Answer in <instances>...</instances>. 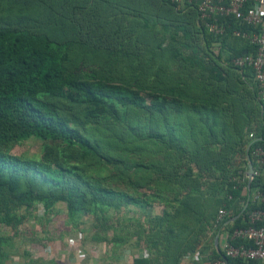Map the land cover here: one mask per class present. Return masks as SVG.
Here are the masks:
<instances>
[{"label": "trees", "instance_id": "obj_1", "mask_svg": "<svg viewBox=\"0 0 264 264\" xmlns=\"http://www.w3.org/2000/svg\"><path fill=\"white\" fill-rule=\"evenodd\" d=\"M53 1L0 0V148L24 137L38 138L44 146L40 159L0 149V225L18 233L26 213L22 209L30 212L38 203L45 208L39 223L60 202L74 227L73 218L81 211L99 208L106 214L112 206L139 203L131 191L108 186L112 174L119 176V172L131 183L143 184L133 173L126 176L132 164L142 167L143 177L154 180V187L159 184L181 192L205 185L214 193V218L225 207L227 218L240 214L229 228L247 226L248 213L259 206L250 202L245 209L250 196L246 182L230 177L245 175L250 144V151L264 147V103L257 97L260 88L253 70L237 68L232 62L246 49H254L232 35L234 28L244 30V25L232 20L231 28L217 36L205 30L198 0L181 5L157 0L144 6L132 27L137 33L133 32L132 42H125L115 38L118 33L111 27L127 21L126 15L121 17L109 0L92 5V0ZM215 44L219 53L213 49ZM148 96L151 103L145 102ZM63 110L73 118L63 115ZM149 112L166 118V132L142 131L139 123ZM92 116L96 121L116 119L110 129L120 134L109 139L110 147L72 123H85ZM251 124L257 135L249 140ZM145 140L161 144L157 147L161 157L155 159L151 153L144 164L137 160L128 165V156L137 157L124 145ZM114 144L119 151L110 154ZM242 149L243 168H236L232 158ZM252 163L253 195L264 190V165ZM99 165L107 175L94 182L83 177ZM182 166L187 172H181ZM148 171H154L156 178L146 175ZM195 198L187 196L186 202ZM186 202L178 200L182 205L176 206L178 216L191 213ZM92 218L100 222L115 217L97 213ZM130 235L125 233L114 242L122 246ZM211 235L213 239L215 232ZM2 243L0 264H6L9 255L1 250ZM155 258L141 256L136 262L156 264Z\"/></svg>", "mask_w": 264, "mask_h": 264}, {"label": "rangeland", "instance_id": "obj_2", "mask_svg": "<svg viewBox=\"0 0 264 264\" xmlns=\"http://www.w3.org/2000/svg\"><path fill=\"white\" fill-rule=\"evenodd\" d=\"M56 1L54 0L52 3L55 4ZM95 1L92 0L91 5L95 4ZM100 2L102 0H99ZM158 2L157 0H109V6H117L114 8L118 14L121 17L126 15L124 17L127 20L112 25L111 31L118 33V37L116 36L115 38L125 42H132L133 32L137 33V30L132 31V27L135 21L142 16V9L147 4H157ZM143 56L147 57V54ZM145 102L151 103V97L148 96ZM63 112V115L73 118L70 112L66 110H63ZM114 120L116 119L110 120L107 117H100L96 121L94 116H92L85 123L84 121H79L78 124L72 123L76 126L79 125L83 131L87 130L94 140L104 141V144L110 147L112 143L109 142V139H117L119 136L116 134H120V131L117 132L114 129H110V123L115 122ZM166 125V118H163V116L158 118V115L153 112H149V115L145 114L143 120L139 123L140 128L146 134L150 131L166 132ZM256 130L257 128L255 129V126L251 124L249 131H247V139L251 140V133L256 137ZM178 132H180V128L177 129ZM145 141L147 143L135 142L130 145H124L130 151L136 152L137 158H133L131 155L127 157L126 163L128 165H130L131 161L133 163L137 160L144 164L151 156V153L155 159L161 157V144L155 141ZM159 144L160 147L158 149ZM0 149L12 155L16 154L27 158L40 159L44 146L38 138L24 137L12 146H3ZM109 151L111 154L119 150L114 144ZM243 155L242 149L232 158L236 168H243ZM103 168L102 165L90 168L88 173L83 174V177L94 182L98 180L96 178L101 174H108ZM141 170V166L137 167L131 164V167L127 169L126 176H131L133 173V177L136 180L138 179L137 176H139L141 178L139 182L144 181L143 184L131 183L129 178H122L120 172L119 176L112 174L114 180L111 179L112 184L108 186L114 187L118 192L131 191L133 198L139 202L123 205L120 208L112 206L106 214L114 216L113 221L109 219V221L99 220L100 222H96L92 216L97 213L104 216L107 215L100 212L99 208H94L95 211L93 210L92 212L89 210L78 213L73 218L74 227L66 217V205L59 202L53 208L52 213L45 215L46 217L42 218L43 221L40 220L39 223L38 217L43 216L45 212L42 203H38L33 209L31 208L30 212L25 211V208H23L22 213H26L18 225V233L13 234L8 229V225H0V241H4L1 245V250L9 255L6 264H137L136 261L141 256L146 257L149 255L156 257V264H169L173 258H178L179 262L177 261L176 264H180L186 256L205 248H210L214 243L211 233L214 229V214H216H211V209L213 210L214 208V199L211 196L214 195L212 189H205V185H201L202 189L195 191L194 187L188 186L187 189H183L181 192H174L168 186L160 187L158 184L154 187V180L148 181L143 177ZM149 172L145 174L148 175ZM181 172H187V167L182 166ZM239 175L237 176L238 178L235 176L230 178L232 181L238 179L240 182H246L249 195V180L247 182L244 174V176L240 175V177ZM149 177L151 179L156 178V173L153 171L149 174ZM190 195L196 198L193 201L188 200L186 202L187 196ZM223 195L225 194H221V196ZM178 200L180 202L182 200L184 204L185 202L189 204L188 207L191 208V213L188 216L181 217L177 215L176 206H182L178 203ZM172 202H174L173 205H170ZM184 208L182 207V209ZM202 212L207 215L206 219L200 215ZM98 223H100V228L97 227ZM93 230V235L97 236V238H94L93 235L91 236ZM125 233L131 235L126 236L125 240L123 239L122 246L117 245L114 242L116 237L122 238ZM188 243L190 245H187ZM185 247L188 248L186 251ZM173 251L174 253L172 254Z\"/></svg>", "mask_w": 264, "mask_h": 264}, {"label": "built area", "instance_id": "obj_3", "mask_svg": "<svg viewBox=\"0 0 264 264\" xmlns=\"http://www.w3.org/2000/svg\"><path fill=\"white\" fill-rule=\"evenodd\" d=\"M171 1L181 5L185 0ZM197 7L205 30L214 35H224L231 28L232 20L240 26L244 25V30L234 28L232 35L254 49H246V54L234 58L232 62L237 68L253 70L255 82L260 88L257 97L264 103V0H198ZM213 49L216 53L220 52L217 44ZM262 116L264 118V110ZM250 138L254 139L255 135L251 133ZM249 157L257 165H264V147L253 148ZM245 175L248 182L246 172ZM250 202L259 207L248 213L247 226L229 228V224L232 226L236 221L233 220L235 217L227 218V209L221 207L213 221V232L218 234V242L213 238L210 248L186 256L180 264H231L229 259L237 264H264V190L251 193L245 209Z\"/></svg>", "mask_w": 264, "mask_h": 264}, {"label": "water", "instance_id": "obj_4", "mask_svg": "<svg viewBox=\"0 0 264 264\" xmlns=\"http://www.w3.org/2000/svg\"><path fill=\"white\" fill-rule=\"evenodd\" d=\"M246 53H247V51L243 52V54H246ZM260 140H263V139L261 138ZM251 147H252V144H250L248 146V148H247V154L248 155H246L247 156V170H246V174L248 175V179H249V195L251 193L252 181H253V179L255 177V175H254L255 170H254V167H253V163H252V161H251V159L249 157ZM248 203H249V201H248ZM239 217H240V215L236 216L233 220L235 221ZM217 239H218V234H216L215 237H214V240H215L216 243L218 242Z\"/></svg>", "mask_w": 264, "mask_h": 264}]
</instances>
